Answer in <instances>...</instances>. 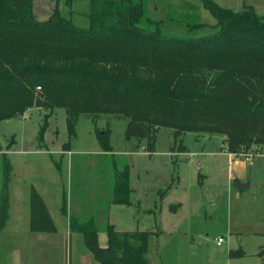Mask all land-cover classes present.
Returning <instances> with one entry per match:
<instances>
[{
  "label": "trees",
  "instance_id": "1",
  "mask_svg": "<svg viewBox=\"0 0 264 264\" xmlns=\"http://www.w3.org/2000/svg\"><path fill=\"white\" fill-rule=\"evenodd\" d=\"M198 2L216 23L184 25L188 34L209 28L212 32L203 37L163 32L162 22L147 15L144 0H96L85 27L57 7L40 21L32 0H0V122L33 107L62 108L68 135L65 151L76 138L81 116L95 122L100 114H108L126 119V138L146 139L149 153L154 152L160 128L172 131L170 152H186L184 134L205 133L224 136L221 150L229 154L238 156L253 146L254 152L263 153L264 16L251 6L233 11L213 0ZM50 113L38 132L40 145ZM110 134V127L95 131L101 152L113 161L110 204L129 206V165L118 163ZM12 146L13 142L6 150ZM1 174L0 232L8 219L12 179L5 155ZM61 212L97 264H149L145 253L151 232H117L106 223L107 246L102 248L94 217L80 220L68 215L65 195ZM29 230L55 233L34 188Z\"/></svg>",
  "mask_w": 264,
  "mask_h": 264
},
{
  "label": "rangeland",
  "instance_id": "2",
  "mask_svg": "<svg viewBox=\"0 0 264 264\" xmlns=\"http://www.w3.org/2000/svg\"><path fill=\"white\" fill-rule=\"evenodd\" d=\"M213 1L233 11L251 4L258 16H264V0ZM95 3L96 0H32L34 14L40 21L46 20L57 7L83 27L87 26ZM144 3L147 15L160 20L162 31L168 34L203 37L212 31L202 28L188 34L184 23H216L198 0ZM36 96L41 97L39 90ZM49 113L40 145L38 132L44 115ZM65 117L62 108L33 107L21 116L0 122V190L5 155L12 166L10 198L15 210L20 208L24 212L17 225L20 235L28 234L25 204L33 187L48 203L60 228L66 220L59 210L64 192L69 205L71 200L74 209L80 211L79 217L74 213L73 216L80 220L94 217L100 228L110 223L117 231H165L160 241L153 234L148 238L145 258L149 264H264V151L261 155L254 152L255 146L249 151L254 157L248 188L238 190L235 185H227L228 159L220 154L222 135L184 134L182 143L187 153L170 156L172 131L160 128L154 152L149 153L146 139L126 138V119L100 114L94 122L93 117L83 115L76 127V138L70 141V151H65ZM107 127L115 158L120 165H129L131 189V205L111 209L113 161L109 154L98 155L101 150L95 138L96 130ZM12 142L13 146L6 150ZM67 155H71L69 166ZM55 166L60 170L56 171ZM160 190H166L163 198L159 196ZM170 205L177 206L176 214L171 213ZM99 236L106 240L104 232ZM220 237L224 243L219 247L216 241ZM80 246L83 249L81 243ZM231 252L236 255H229ZM28 254L26 249L23 264H30ZM62 257L60 264H65L64 252ZM14 260L13 264H19L17 257ZM0 264H6L1 255Z\"/></svg>",
  "mask_w": 264,
  "mask_h": 264
},
{
  "label": "crops",
  "instance_id": "3",
  "mask_svg": "<svg viewBox=\"0 0 264 264\" xmlns=\"http://www.w3.org/2000/svg\"><path fill=\"white\" fill-rule=\"evenodd\" d=\"M247 6H251L253 8L251 4H247ZM223 139L224 137L222 138V140ZM221 148H222V145H221ZM73 153L75 154V152ZM186 153H187V148H186V152L184 153H178V152L176 153V152H170V151L168 152L170 156H177L179 154H186ZM220 154L226 155L228 159V170H227L228 187L230 188L232 185H235L236 187L237 184L247 186L248 184L247 180L249 178L248 175H249V172H251L250 166H252V164H248L241 157L234 155V154H229L225 150H221ZM98 155H104V153L101 152ZM67 156H68L67 163L69 166V160H70L71 155L70 156L67 155ZM198 166L200 165L198 164ZM178 179H179V176L176 178L177 182H178ZM235 181H238V182H235ZM129 186H130V175H129ZM161 191L162 190H160L159 193ZM38 194L47 208L48 214L55 227V233L31 232L29 230V222H30V191H29L28 200L26 201L27 207L25 204V216H26V220H27L26 222L28 225V234L23 235V236L20 235L17 230V225L20 219L19 218L20 215L24 212H22L20 208H17L15 210L12 199L10 198V193H9L8 219L5 223L4 228L0 232V255L3 258L4 262H6V264H9V262L10 263L12 262L11 264H13V261L15 262L14 259L17 257L18 263L23 264L22 260H23L24 252L27 249L29 253L27 256L29 257L30 264H60V262H63L62 252H64V255H65V258H64L65 264H97V262L93 260L92 255L85 249L83 245L82 236L80 234L73 233L70 231L69 219L68 217L64 216L61 212L63 196L65 195V193L64 192L62 193L61 204L59 208L61 215L64 216L66 219L65 224L63 222L62 224L63 227L61 228L58 226L56 219L53 217L52 213L50 212L48 203L45 201V199L40 193ZM65 197H66V208H67L68 215H71V214L73 215L74 213V214H78V217H79L80 211L74 209L71 203V200H70V205H69V197L67 198V195H65ZM119 206H127V205H112L111 204L110 209L114 207H119ZM169 210L173 214H176L178 211L176 205H170ZM111 225H113L116 230L115 225L114 224H111ZM100 232H103V227L100 228V231L98 233V244L100 247L104 248L107 246V235L104 233L106 235V240L104 236L100 238L99 236ZM117 232H132V231H117ZM163 232L165 231H159L157 234H155L154 232H151V233L153 235H156L155 238L157 241H160L162 238ZM20 238L26 239L25 242H22ZM80 243L83 249H81ZM159 248H161V245ZM21 249H23L22 252L19 251ZM8 260L9 262H7ZM38 261L40 262L38 263ZM147 262H148V259H147Z\"/></svg>",
  "mask_w": 264,
  "mask_h": 264
},
{
  "label": "built area",
  "instance_id": "4",
  "mask_svg": "<svg viewBox=\"0 0 264 264\" xmlns=\"http://www.w3.org/2000/svg\"><path fill=\"white\" fill-rule=\"evenodd\" d=\"M259 155V154H256ZM239 157H241L243 160H245L248 164H252V158L254 157L253 154H250L249 152L247 153H241L238 155ZM224 243V239L223 238H218L216 241V245L217 246H221Z\"/></svg>",
  "mask_w": 264,
  "mask_h": 264
},
{
  "label": "water",
  "instance_id": "5",
  "mask_svg": "<svg viewBox=\"0 0 264 264\" xmlns=\"http://www.w3.org/2000/svg\"><path fill=\"white\" fill-rule=\"evenodd\" d=\"M236 188L239 189V190H246L248 188V186L237 184Z\"/></svg>",
  "mask_w": 264,
  "mask_h": 264
}]
</instances>
